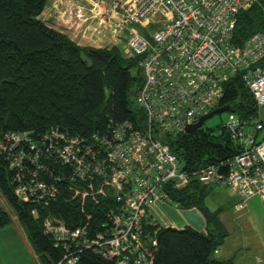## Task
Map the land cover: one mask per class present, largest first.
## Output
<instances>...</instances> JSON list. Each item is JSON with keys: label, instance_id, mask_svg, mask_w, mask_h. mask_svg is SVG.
<instances>
[{"label": "built area", "instance_id": "1", "mask_svg": "<svg viewBox=\"0 0 264 264\" xmlns=\"http://www.w3.org/2000/svg\"><path fill=\"white\" fill-rule=\"evenodd\" d=\"M256 4V0H113L109 19H121L118 24L127 33L126 56L138 58L143 76L135 96L144 113L142 126L125 122L109 128V136L94 135L89 141L56 131L38 142L28 134L0 138V156H9L10 170L24 173L27 165L39 169L41 156L55 157L71 170L69 189L74 196L112 200L102 232L93 239L84 228L70 231L57 219L43 222L54 248L65 252L56 264H76L71 249H91L116 264H150L157 232L151 213L156 204H171L167 187L183 190L191 179L162 137L186 134L188 127L218 107L223 85L233 76L240 77L264 112V34H253L237 47L231 44L238 15ZM221 128L237 153L219 165L201 168L193 177L205 187L231 189L239 197L238 209L256 196L264 215V120L247 124L228 113ZM222 168L225 174L219 172ZM14 194L22 203L37 198L47 206L45 199L55 198L56 190L29 182L20 183ZM31 216L37 217L36 210Z\"/></svg>", "mask_w": 264, "mask_h": 264}, {"label": "trees", "instance_id": "2", "mask_svg": "<svg viewBox=\"0 0 264 264\" xmlns=\"http://www.w3.org/2000/svg\"><path fill=\"white\" fill-rule=\"evenodd\" d=\"M256 1L238 15L232 46L242 45L253 34H264V0ZM48 2L0 0V138L8 133L28 134L38 142L46 133L56 131L89 141L94 135L109 136V128L125 122L141 127L144 113L135 103L143 83L138 58H128L119 46L99 49L76 45L40 20ZM223 93L219 107L232 106L233 113L247 124L260 118L261 112L239 76L223 85ZM217 131L162 137L191 178L183 190L167 187L165 193L177 209H196L205 231L157 225L150 264H233L215 257L227 238L219 218L221 211L207 209L205 202L212 188L198 184L193 177L201 168L219 165L237 153L221 126ZM45 158L40 157L39 169L27 165L28 171L20 173L10 170L9 156H0V230L12 224V216L42 264H56L65 252L54 248L52 238L43 232V222L57 219L70 231L84 228L93 239L102 232L113 207L110 199L74 196L69 189L71 170L55 157ZM219 172L225 174L226 170ZM29 182L55 188V198L47 197V206L37 198L20 202L14 191L20 183ZM32 210H36V218L31 216ZM70 253L77 258L76 264H116L91 249H71Z\"/></svg>", "mask_w": 264, "mask_h": 264}, {"label": "crops", "instance_id": "3", "mask_svg": "<svg viewBox=\"0 0 264 264\" xmlns=\"http://www.w3.org/2000/svg\"><path fill=\"white\" fill-rule=\"evenodd\" d=\"M50 3L51 0H49L48 5ZM56 4L59 8L62 6L61 8L69 10V5L65 1L60 0ZM67 17L65 21L62 18L58 21L53 20V25L48 27L66 35L80 47L100 49L121 46L118 44L121 42L120 39L116 38L110 29L111 23L105 24L108 26H103L100 22L96 23L92 20L95 22L93 26L84 24L81 14L75 9ZM73 24L80 28V32L84 33L83 35L87 33V37L81 36L82 39H79V35L78 38L75 36L76 38L73 39L69 35L71 30L69 26L72 27ZM96 26L97 28H95ZM85 28L86 31L83 30ZM106 32H109L110 39L116 40L117 44L113 42L109 47L96 46L109 43ZM260 118L264 120V112L262 111ZM208 198L214 202L210 205L205 202L207 209L212 212L221 211L219 218L227 233V238L222 247L218 249L215 257L220 261H231L233 264H264V228L261 229L258 225L262 221V207L259 200L257 198L249 200L242 210H237L236 205L239 199L230 189H212ZM151 217L160 228L174 230L189 228L200 233L205 231V222L196 209L179 210L174 205L159 203L155 205ZM13 221V224L0 230V264H42L27 240L22 227L14 218Z\"/></svg>", "mask_w": 264, "mask_h": 264}, {"label": "rangeland", "instance_id": "4", "mask_svg": "<svg viewBox=\"0 0 264 264\" xmlns=\"http://www.w3.org/2000/svg\"><path fill=\"white\" fill-rule=\"evenodd\" d=\"M57 1H60V0H51V3L47 6V8L44 10L42 15L40 16V20L42 22H44L47 26H52L53 25V20L54 21H56V20L58 21V19H60V18H62L65 21L68 18L67 16L70 15V12L75 9L76 12H79L81 14V19H82V21H84V24L85 23L88 24V25L91 24V26H93L95 22L96 23L100 22L101 25L108 26L111 23L110 24L111 28H110V26H109V28L112 29V32H113L114 36L116 38L120 39L121 42L118 43V44L121 45L120 47L122 49V53H124L126 55L127 50H126V45L125 44H126V41H127V33L124 31L122 26H120L118 24V22H120L121 19H119L118 21H116L115 19L110 21V19H109L110 13H109V11H107V10L110 9L113 0H62V1H65L69 5V10L68 11L65 8H61L62 6L59 8V6L56 4ZM61 13H64V15H61ZM92 20H94L95 22L94 21L92 22ZM59 22H60V20H59ZM73 22H70V23H73ZM105 24H108V25H105ZM69 27L71 28V30L69 31V33H70L69 35L73 39H75L76 37L78 38L79 35H80V37L81 36H83V37L86 36L87 37V33H85V35H83L84 33L82 34L80 32V28H77L75 24H73L72 27L71 26H69ZM95 28H97V26ZM83 30L86 31L87 29L85 28ZM106 34H108V36H109V37L106 36V38L109 41V43L100 44V45H96V46L109 47L111 44H113V42H114V44H117L116 40H114L113 38L110 39L109 32H106ZM80 37H79V39H82V37L81 38ZM227 114L228 113L218 114V115H215L214 117L206 120L204 122L201 130H214V131H217L218 128L222 125V123H224L226 121ZM215 135H218V131L216 132ZM254 198H257V197L254 196V197H252L249 200H252ZM206 202H207V204L210 205L214 201H211V199L208 198ZM259 203H260V200H259ZM237 205H236V209L237 210H242V209H238ZM261 207H262V205H261ZM261 212H262V214H261V220L262 221H260L258 225L262 229V228H264V215H263V209L262 208H261ZM11 219H12V224H13L14 221H13V217L12 216H11Z\"/></svg>", "mask_w": 264, "mask_h": 264}, {"label": "water", "instance_id": "5", "mask_svg": "<svg viewBox=\"0 0 264 264\" xmlns=\"http://www.w3.org/2000/svg\"><path fill=\"white\" fill-rule=\"evenodd\" d=\"M222 113H233V107L232 106L216 107L214 110L209 112L207 115L202 116L195 125L188 127L186 129V134L196 135L197 132L201 130L206 120L214 117L215 115L222 114Z\"/></svg>", "mask_w": 264, "mask_h": 264}, {"label": "bare ground", "instance_id": "6", "mask_svg": "<svg viewBox=\"0 0 264 264\" xmlns=\"http://www.w3.org/2000/svg\"><path fill=\"white\" fill-rule=\"evenodd\" d=\"M4 157V156H3ZM6 158V157H5ZM56 165V164H55ZM58 169V168H57ZM59 170V169H58ZM34 172V171H33ZM63 173V172H62ZM57 176V175H56ZM58 192H60V191H58ZM57 196V195H56ZM86 230V229H85ZM97 232V231H96ZM88 233V232H87ZM94 235V234H93ZM91 239V238H90ZM80 251V250H79Z\"/></svg>", "mask_w": 264, "mask_h": 264}]
</instances>
